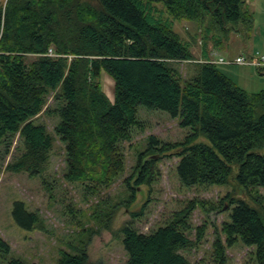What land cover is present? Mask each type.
<instances>
[{
	"label": "trees",
	"instance_id": "16d2710c",
	"mask_svg": "<svg viewBox=\"0 0 264 264\" xmlns=\"http://www.w3.org/2000/svg\"><path fill=\"white\" fill-rule=\"evenodd\" d=\"M245 2L7 0L0 5V153L8 154L16 135L23 147L7 170L33 177L45 169L54 139L33 119L46 96L59 90L53 96L52 112L58 118L53 132L64 145V177L70 182L107 186L122 172L120 145L131 141L142 106L179 117V126L190 129L185 142L159 148H179L176 173L183 186L224 185L233 176L244 190L264 188V90L250 94L237 87L204 58L205 50L203 62L187 81L169 65L194 61L191 46L174 31V21L187 20L201 28L207 21L206 34L221 42L228 31L246 34L252 28ZM154 4H161L168 17L155 15ZM49 50L54 57L48 56ZM30 54L36 56L31 63L24 58ZM102 71L114 81L113 103L102 90ZM200 135L209 145L194 143ZM158 142L150 137L147 151ZM142 155L136 187L148 183L145 175L155 164L154 155ZM229 207L221 230L226 244L254 247L256 264H264V210L242 200ZM192 209L179 211L149 234L123 227L124 264H190L180 251L192 245L187 236ZM12 218L24 228H43L38 214L27 212L21 202L14 204ZM211 257L209 264H228L219 236ZM7 264L25 263L12 259ZM57 264L93 263L80 250L73 255L61 252Z\"/></svg>",
	"mask_w": 264,
	"mask_h": 264
},
{
	"label": "rangeland",
	"instance_id": "374dc122",
	"mask_svg": "<svg viewBox=\"0 0 264 264\" xmlns=\"http://www.w3.org/2000/svg\"><path fill=\"white\" fill-rule=\"evenodd\" d=\"M248 3V12L254 19L252 28L246 34L227 32L225 39L221 40L222 50H219L220 56L225 60L223 64L227 66H216L223 75L226 70V74L240 80L236 85L227 77L237 87L253 94L264 90V76L252 65L237 66L231 63L254 36L253 45L260 51L264 47V12L259 5L255 23L253 5L249 1ZM0 5L5 6L4 0ZM153 6L158 10L155 15L163 19L168 17L161 4ZM206 27L207 21L202 28L187 20L173 23L174 31L189 43L194 56L192 62L169 63L182 82L191 79L196 73L197 65L203 62L200 50L210 49L218 42L211 37V33L206 34ZM223 48L227 50V54ZM251 56L253 55H247L246 59L250 60ZM24 58L31 63L36 56L30 54ZM100 84L108 100L113 103L114 81L105 71L101 73ZM58 91L46 96L45 106L33 119L35 124L44 125L54 139L45 169L33 177L26 172L7 170V165L23 152L18 135L14 137L8 154L0 153V157H3L0 161V241L8 246L6 249L0 244V264H7L12 259L25 264H57L61 252L73 255L80 250H85L93 264H124L127 254L122 245L123 227L128 226L136 232L149 234L165 226L176 213L189 207L193 209L189 216L190 229L187 236L192 245L180 253L190 264L212 262V244L216 236L220 237L224 245L228 264H256L254 247L239 242L227 245L221 230L222 224L228 221L231 208L229 204L232 201L242 200L251 207L264 210V188L244 190L236 184L233 176L224 185L183 186L176 173V153L179 148L163 152L159 148L167 143L185 142L191 133L190 129L179 126V117L172 118L166 112L142 106L137 108L139 124L132 130L131 141L120 145L123 153L122 172L107 186L96 187L88 180L70 182L64 177V145L53 132L58 122L57 116L52 112L56 107L53 96ZM150 137L157 139L159 144L147 151ZM194 143L209 145L201 135ZM141 154L154 155L155 164L149 175H145L148 183L136 187ZM131 193L133 199L130 200ZM16 202H21L27 212L38 214L42 219L41 230L33 229L32 226L24 228L13 220L12 212ZM22 221L29 223L25 217H22Z\"/></svg>",
	"mask_w": 264,
	"mask_h": 264
},
{
	"label": "crops",
	"instance_id": "0c3cea01",
	"mask_svg": "<svg viewBox=\"0 0 264 264\" xmlns=\"http://www.w3.org/2000/svg\"><path fill=\"white\" fill-rule=\"evenodd\" d=\"M248 1L249 2H251V4L253 5V11H254V18H255V23H256V18H257V15H256V9H259V5H261V10L264 12V0H246V2H245V6H244V8H245V10H247L248 11V8H249V3H248ZM253 21H254V19H253ZM258 22H260L259 21V18H258ZM253 25V24H252ZM254 40H255V36L253 37V39L250 41V42H248L247 41V46H243V49L241 50V51H239L238 53H237V55L234 57V58H236L237 56H241L242 54L244 55H253V56H255V55H257L258 53H260L261 51H260V49L258 48H256L253 44H254ZM223 42V41H222ZM222 42H217L216 43V45L214 46H211V48L209 49V47L207 48V49H205V55L206 56H204V58L205 59H208V60H210L211 62H213V63H216V65H221V66H227V65H224L223 63L221 64V63H218V62H216V59H219V58H223L222 56H220V54H219V52L222 50H220V48H222ZM225 42V41H224ZM220 50V51H219ZM223 50H224V52H225V54H227V50L226 49H224L223 48ZM200 53H201V57H203L202 55H203V50H200ZM232 56H230V58H231ZM233 58V59H234ZM212 59V60H211ZM237 66H239V65H237ZM240 67H242V68H248L247 66H240ZM227 68H230V67H227ZM223 71V70H222ZM226 73H228L226 70H225V72H224V75L225 76H227V77H229L230 79H232V81H234L235 82V84L236 85H238L237 83H238V81H240V80H236V78H234V77H232L230 74H226ZM260 74L261 75H263L264 76V72H260ZM251 79V77H249V79L248 80H250ZM262 80H264V79H262ZM240 87V86H239ZM242 88V87H241ZM243 89V88H242Z\"/></svg>",
	"mask_w": 264,
	"mask_h": 264
},
{
	"label": "built area",
	"instance_id": "2783aa9c",
	"mask_svg": "<svg viewBox=\"0 0 264 264\" xmlns=\"http://www.w3.org/2000/svg\"><path fill=\"white\" fill-rule=\"evenodd\" d=\"M4 2L6 3L7 0H4ZM48 53H49L48 55L53 56L51 50H49ZM217 62L225 63V60L223 58H219ZM231 63L235 65H244V64L252 65L258 71L264 72V47L262 48L260 53H258L255 56H251L250 60L246 59V55H241L234 58L233 61H231Z\"/></svg>",
	"mask_w": 264,
	"mask_h": 264
},
{
	"label": "bare ground",
	"instance_id": "6f19581e",
	"mask_svg": "<svg viewBox=\"0 0 264 264\" xmlns=\"http://www.w3.org/2000/svg\"><path fill=\"white\" fill-rule=\"evenodd\" d=\"M262 73V72H261Z\"/></svg>",
	"mask_w": 264,
	"mask_h": 264
}]
</instances>
